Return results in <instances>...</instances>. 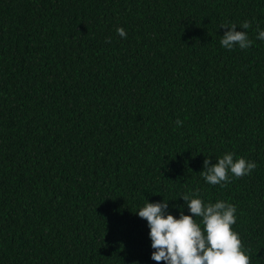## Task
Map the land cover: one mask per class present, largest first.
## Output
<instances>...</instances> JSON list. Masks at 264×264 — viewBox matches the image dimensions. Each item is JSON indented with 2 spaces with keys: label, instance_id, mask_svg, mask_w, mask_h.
Segmentation results:
<instances>
[{
  "label": "trees",
  "instance_id": "obj_1",
  "mask_svg": "<svg viewBox=\"0 0 264 264\" xmlns=\"http://www.w3.org/2000/svg\"><path fill=\"white\" fill-rule=\"evenodd\" d=\"M245 21L252 46L223 48ZM257 26L264 0H0V264H156L136 213L189 193L235 205L264 264ZM228 152L257 168L208 184Z\"/></svg>",
  "mask_w": 264,
  "mask_h": 264
},
{
  "label": "clouds",
  "instance_id": "obj_2",
  "mask_svg": "<svg viewBox=\"0 0 264 264\" xmlns=\"http://www.w3.org/2000/svg\"><path fill=\"white\" fill-rule=\"evenodd\" d=\"M252 23L245 21L240 25L243 31H237L235 24H222L220 28L227 29L220 44L223 48L232 50L239 46L241 50L252 46L253 41L246 31ZM117 34L126 38L123 28H118ZM257 39L264 41V30L257 26ZM106 39V43H110ZM177 127L182 121H175ZM257 168L254 161L245 158L234 159V153L224 154L210 166V159L204 160L203 171L199 174L210 185L226 187L237 179L250 175ZM198 193L183 195L182 199L190 212L185 215L180 212L179 218L168 214V201L146 202L136 213L147 221L151 248V259L156 264H251L239 234L233 231L237 222L235 205L224 201L207 203L200 198H194ZM196 218H200L198 222Z\"/></svg>",
  "mask_w": 264,
  "mask_h": 264
}]
</instances>
